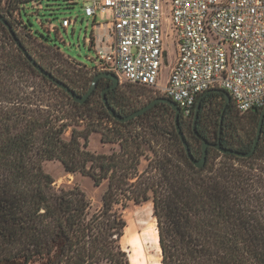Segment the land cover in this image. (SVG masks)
<instances>
[{
    "label": "trees",
    "instance_id": "16d2710c",
    "mask_svg": "<svg viewBox=\"0 0 264 264\" xmlns=\"http://www.w3.org/2000/svg\"><path fill=\"white\" fill-rule=\"evenodd\" d=\"M28 2L10 0L9 6L14 10ZM0 14L44 70L77 95L85 94L96 74L56 68ZM111 82L100 78L84 103L75 102L32 67L0 21V264H130L120 245L126 228L123 212L130 203L148 201L161 264H264V168L247 164L264 158V131L250 157L208 148L205 165L196 168L174 121L171 127L158 118L165 110L174 118L169 106L155 105L127 122L108 114L101 93ZM209 90L201 101L196 132L209 141L199 128L201 116L206 104L218 100L215 116L223 131L221 145L249 151L254 138L242 148L228 145L223 126L233 104L222 114L225 98L217 91L222 89ZM118 94L117 87L106 93L117 114L138 110L134 98L122 93L120 99ZM195 107L190 120L180 115L179 124L192 156L200 159L201 140L193 133L191 140L184 132L186 122L193 123ZM92 133L100 134L102 144L118 148L110 154L91 152L87 147ZM212 151L224 160L215 162ZM47 161H58L67 173L90 178L94 187L106 183L101 206L93 209L77 187L56 188L42 168Z\"/></svg>",
    "mask_w": 264,
    "mask_h": 264
},
{
    "label": "built area",
    "instance_id": "2783aa9c",
    "mask_svg": "<svg viewBox=\"0 0 264 264\" xmlns=\"http://www.w3.org/2000/svg\"><path fill=\"white\" fill-rule=\"evenodd\" d=\"M82 3L93 18L91 74L113 73L120 81L155 89L190 120L209 89L229 93L237 112L264 108V0H29ZM107 19L95 23L97 15ZM74 21L64 18L68 29ZM168 23V24H167ZM173 34L176 59L165 86L157 82Z\"/></svg>",
    "mask_w": 264,
    "mask_h": 264
},
{
    "label": "rangeland",
    "instance_id": "374dc122",
    "mask_svg": "<svg viewBox=\"0 0 264 264\" xmlns=\"http://www.w3.org/2000/svg\"><path fill=\"white\" fill-rule=\"evenodd\" d=\"M9 1L1 0L0 11L11 20L19 35L33 51H37V54L48 55L56 68L68 69L70 72L81 69L91 73L89 68L93 67L95 52L90 47L89 38L94 22L93 18H88L84 15L81 2L69 4L62 1H51L43 2L40 6L28 2L23 8L17 7L12 10V7L9 6ZM12 6L14 8L13 4ZM64 18L74 21L66 30L61 28L60 25L61 20ZM104 19H107V15L102 16L98 14L95 23L102 22ZM173 40V34L169 32V36L165 40L166 61H163L162 70L157 82L158 87L166 85L170 67L176 59ZM117 89L120 99H122V93L135 99L136 109L144 107L153 99L159 97L156 95L155 89L139 88L124 81H119ZM211 102L215 103L211 112H208L207 104L204 107L205 117L207 118L204 120L206 124L205 134L210 142H215L218 132L215 116L218 100H212ZM158 118L167 126H173L174 118L170 111H163L161 115L159 114ZM189 124L190 122H186L185 128L187 129L184 132L192 140L191 133L188 131ZM229 124V127L227 126L226 128L228 145L240 148L248 146L255 136L257 117L249 116V113L240 114L235 112L231 120H229ZM67 136H69V132ZM113 148L117 149L118 146L102 144L100 142V134L92 133L90 135L87 149L91 152L110 154ZM211 158L217 163L224 160L223 156L214 151H212ZM247 164L259 170L260 168H264V158L253 159ZM144 166L145 162L142 167ZM42 168L45 173L53 178L56 188L77 187L85 193L93 209H98L101 206V196L106 183H103L100 187H94L90 178L82 176L79 173H67L58 161L44 162ZM123 214L126 220V228L120 240V245L128 253V257L132 250L133 240H138V237L142 236L144 229L151 224V235L155 241L154 249L150 247L151 244L143 245V251L138 258L139 262L137 261L136 264H161V251L158 242L156 220L153 216L152 202L148 201L140 205L130 203ZM153 257L156 260L154 263H152L154 261Z\"/></svg>",
    "mask_w": 264,
    "mask_h": 264
},
{
    "label": "water",
    "instance_id": "95a60500",
    "mask_svg": "<svg viewBox=\"0 0 264 264\" xmlns=\"http://www.w3.org/2000/svg\"><path fill=\"white\" fill-rule=\"evenodd\" d=\"M0 21L3 23V25L6 27V29L8 30L9 34L12 36V38L14 39L17 47L20 49V51L22 52L23 56L26 58V60L32 65V67L38 71L41 75H43L44 77H46L47 79L51 80L52 82H54L59 88H61L62 90H64L67 94H69V96L77 103H84L87 98L91 95V93L94 91L95 87H96V83L100 78H109L111 79V84L109 86H107L101 93V99L102 102L108 112V114L114 119L117 120L119 122H127L143 113H145L146 111H148L149 109H151L152 107H154L157 103L162 102L164 104H166L167 106H169L171 108V110L174 112V125H175V129L176 132L179 136V139L183 145V148L185 150V153L188 157V159L190 160V162L196 167V168H202L205 163H206V159H207V150L209 147H212L214 149H216L219 153L224 154V155H234L237 156L239 158H248L250 157L254 151L255 148L257 146V143L259 141L260 138V134H261V128H262V123H263V119H264V108L261 111V115L258 121V125H257V129H256V135L253 141V144L250 148L249 151L247 152H240L238 150H234V149H230V148H225L221 145L220 141H218L217 143H211L209 142L207 139L201 137L195 129V125H196V120L198 117V112L200 110V105H201V101L203 99V97L210 92L206 91L203 94H201V96L199 97V99L197 100L196 103V107H195V113H194V120H193V130L195 135L197 136V138H199L202 142L201 145V149H202V155L200 157V159H195L192 154L191 151L189 149V145L186 141V138L183 134V132L181 131V127L179 124V117H180V111L179 108L177 107V105L170 99L167 98H163V97H159L156 98L154 100H152L151 102H149L147 105H145L144 107L136 110L135 112L127 115V116H121L119 114H117L109 105V103L107 102L106 99V93L111 90L114 89L115 87H117V85L119 84V78L113 74V73H98L94 76L90 87L88 88V90L85 92V94L83 95H77L75 92H73L72 90H70L63 82L59 81L58 79H56L53 75H51L49 72H47L46 70H44L27 52V50L21 45L19 39L16 37L11 25L7 22V20L0 14ZM219 92H221L225 98V103L223 106V110L222 113L224 112L226 106L228 104L231 103V97L229 95L228 92H226L225 90H217ZM222 121V116L220 119V123Z\"/></svg>",
    "mask_w": 264,
    "mask_h": 264
},
{
    "label": "flooded vegetation",
    "instance_id": "af4514ba",
    "mask_svg": "<svg viewBox=\"0 0 264 264\" xmlns=\"http://www.w3.org/2000/svg\"><path fill=\"white\" fill-rule=\"evenodd\" d=\"M156 105H159V106H162V107H164L163 105H164V103H162V102H159V103H157ZM166 105V104H165ZM208 106V112H211V110H213V107H214V105H215V103L214 102H210L209 104H207ZM229 105V104H228ZM227 105V106H228ZM226 106V107H227ZM200 111V110H199ZM225 111H226V108H225V110H224V112L222 113V114H224L225 113ZM261 111L262 110H257V109H253V110H251V111H249L248 113H249V116H252V117H257L258 118V121H259V118H260V115H261ZM235 112H237L236 111V109L234 108V106L232 107V109H230L227 113H226V120H225V123H224V126H223V128L224 129H226L227 128V126L229 125V120H231V118H232V115L235 113ZM194 113H195V111H194ZM199 113V112H198ZM238 113V112H237ZM207 118L205 117V113H204V110H203V112H202V116H201V120H202V125L199 127L200 128V131H202L203 133H205L206 132V124H205V122H204V120H206ZM222 119H223V116H222ZM221 123H222V121H221ZM221 123H220V127L219 128H222L221 127ZM257 125H258V122H257ZM196 126V125H195ZM188 131L192 134H195L194 133V130H193V123H192V125H188ZM185 129H187V128H185V126H184V130ZM256 129H257V126H256ZM264 131V119H263V123H262V128H261V133ZM223 134V131L221 130V129H219L218 130V132H217V138H216V141L215 142H211V143H217L218 141H219V139H220V136ZM255 135H256V131H255ZM261 135V134H260ZM196 136V135H195ZM255 138V137H254ZM209 148H212V147H209Z\"/></svg>",
    "mask_w": 264,
    "mask_h": 264
},
{
    "label": "bare ground",
    "instance_id": "6f19581e",
    "mask_svg": "<svg viewBox=\"0 0 264 264\" xmlns=\"http://www.w3.org/2000/svg\"><path fill=\"white\" fill-rule=\"evenodd\" d=\"M150 229H152L151 224L144 229L142 236L140 235V237H138V240H135V239L133 240L132 248H131L132 250L129 254V259L131 261V264H136L137 261L139 262L138 258L141 256L140 253H142V251H143V247H144L143 245L151 244L150 247H152L154 249L155 241L152 238V235H151L152 233H151ZM145 250H146V248H145ZM154 262H156L155 258H154V261L152 263H154Z\"/></svg>",
    "mask_w": 264,
    "mask_h": 264
}]
</instances>
